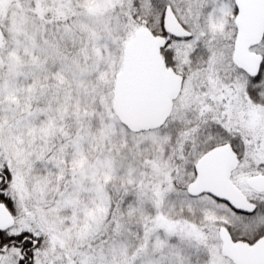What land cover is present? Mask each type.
Listing matches in <instances>:
<instances>
[{
	"label": "snow or ice",
	"instance_id": "snow-or-ice-1",
	"mask_svg": "<svg viewBox=\"0 0 264 264\" xmlns=\"http://www.w3.org/2000/svg\"><path fill=\"white\" fill-rule=\"evenodd\" d=\"M0 264H264V0H0Z\"/></svg>",
	"mask_w": 264,
	"mask_h": 264
}]
</instances>
